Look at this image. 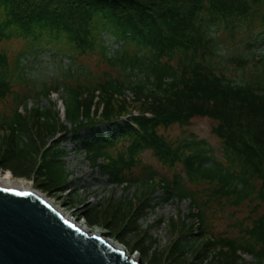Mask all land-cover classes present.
Masks as SVG:
<instances>
[{"label":"trees","instance_id":"obj_1","mask_svg":"<svg viewBox=\"0 0 264 264\" xmlns=\"http://www.w3.org/2000/svg\"><path fill=\"white\" fill-rule=\"evenodd\" d=\"M106 37L119 45L111 55ZM251 40L264 41V0H0V102L8 98L15 102L10 113L0 114V154L4 152L0 166L15 178L34 172L47 191L62 189L68 173L58 145L71 132L85 159L109 183L139 182L145 187L138 209L130 211V201L116 207L111 227L124 223L130 212L129 217H135L117 237L126 231L138 234L136 219L160 189L166 197L188 199L195 210L190 215L199 221L200 237H179L167 256L171 263L210 235L212 241L198 254L200 260L216 249L214 260L219 264H244L243 255L261 264L264 55L256 60L253 53L218 54L220 45L239 41L249 48ZM12 42H20L22 49L10 60L3 45ZM46 50L69 53L73 59L97 56L105 65L96 72L69 69L64 80L36 92L48 99L62 87L69 129L38 108L28 111L27 96L12 90L14 83H31L20 60ZM127 91L138 109L152 118H132L135 126L120 120L129 111ZM23 105L24 114L19 112ZM195 118L212 122L211 134L221 147L219 158L191 135L173 142L160 133L175 125L188 126ZM104 125L109 131L105 137L99 130ZM82 130L90 133L79 139ZM58 133L63 137L37 158L46 139ZM23 134L29 140L20 148L18 138ZM146 151L168 170L181 165L185 178L175 174L171 181L154 182V175L141 166ZM25 162L32 166L30 173ZM137 169L140 176L133 174ZM242 209L247 214L239 218L236 214ZM217 213L226 215L237 237L227 238V232L212 236L211 219ZM91 214L97 216V211Z\"/></svg>","mask_w":264,"mask_h":264},{"label":"rangeland","instance_id":"obj_2","mask_svg":"<svg viewBox=\"0 0 264 264\" xmlns=\"http://www.w3.org/2000/svg\"><path fill=\"white\" fill-rule=\"evenodd\" d=\"M108 44L110 45L108 51L111 55L117 47L115 45L112 46L111 41ZM250 44L249 48H247L245 42L239 41L235 45L228 47L220 45L218 54L234 56L237 54L251 55L253 53L255 54L254 58L258 60L261 55H264V41L253 42L251 40ZM3 48L7 51L11 60L15 54L21 51L22 44L20 42H12L3 45ZM20 61L25 66L24 74L31 83L27 85L24 83H14L12 90L19 95L27 96L24 105H26L28 111L38 108L39 111L46 112L48 115L50 114L54 122L57 121L59 124L67 125L68 129L70 126L64 121L63 112L60 111L63 106L61 100H65L66 97L62 87L58 91H52L48 99H44L43 96H37L36 92L43 86L50 87L56 82L64 80L67 77L69 69L78 71L89 69L96 72L105 68V65L97 56L73 59L69 53L55 54L53 51L48 50L37 55H27ZM233 66H236V64H233ZM126 95L130 97L128 92ZM129 102L131 101L128 98L127 104ZM14 103L11 98L0 102V114L4 116L10 113ZM24 105L19 107V112L22 114L25 112ZM131 107L138 109V105L135 103H131L129 108ZM211 126L212 122L210 120L195 118L188 126L180 127L175 125L167 130L161 129L160 133L173 142L191 135L201 142V147L207 153L214 154L219 158L221 147L218 139L211 134ZM99 130L103 137L108 135L107 126H101ZM89 133L90 130H82L78 138L82 139L88 136ZM0 135H3V131L1 130ZM62 137L63 134L58 133L54 138H47L44 148L39 144L40 147L42 146V149L37 158L40 157L44 149L53 143V140L61 139ZM28 140L26 134L19 136L18 146L24 148ZM58 150L65 153V156L60 161L68 173V184L62 189L45 190L42 188L40 181L35 179L34 172L30 176L14 178L17 181L24 180L25 186H30L33 190L42 194L54 206L60 210H64L76 223L85 225L92 233L103 234L107 240L123 248L128 256H133V259L137 257L141 264H219L214 260L216 249H209L207 258L205 257L200 260L198 255L203 253L207 248L206 242L212 241L210 235L197 240L193 248L185 250L183 256L177 261L171 263L167 259L172 246L179 237L188 236V238L194 239L200 237V234L198 220L196 217H191L190 215V213H195V210L190 205V201L188 199L177 200L166 197L160 189H156L157 191L149 197L151 199L150 205L144 208L143 213L136 219L137 226L139 227L138 234L126 231L125 235L117 237L116 233L125 224L133 221L135 217L130 218V212L124 223L111 227L108 224H110L109 220L114 214L116 207L119 203L130 201L131 206L129 210L133 212L135 209H138L141 206L140 194L145 190V187L142 188L139 182H134L131 185L128 183L122 185L109 183L107 177L103 176L100 172V169L97 166L93 167L91 162L85 159L78 139L71 132L65 139L59 142ZM1 159H4V152L0 154V161ZM141 160L142 169L154 175V182L160 181V179L171 181L175 174H178L182 179L185 178L181 165L168 170L159 164L148 151L143 153ZM24 169L26 173H30L32 170L31 164L25 162ZM1 172L10 171L8 169L3 170L2 166H0ZM140 173L141 169L133 171L135 176H140ZM91 210H96L97 216H93ZM246 214L247 210L242 209L236 215L239 218H243ZM226 218V215L221 217V214L218 215V213L212 217L210 232L212 236L218 237L220 233L227 232V236L225 237H237V232L230 230V222ZM190 227H192V230ZM243 259L244 264H258L248 255H243ZM261 264H264V260Z\"/></svg>","mask_w":264,"mask_h":264},{"label":"water","instance_id":"obj_3","mask_svg":"<svg viewBox=\"0 0 264 264\" xmlns=\"http://www.w3.org/2000/svg\"><path fill=\"white\" fill-rule=\"evenodd\" d=\"M0 264H141L67 220L39 192L0 185Z\"/></svg>","mask_w":264,"mask_h":264},{"label":"bare ground","instance_id":"obj_4","mask_svg":"<svg viewBox=\"0 0 264 264\" xmlns=\"http://www.w3.org/2000/svg\"><path fill=\"white\" fill-rule=\"evenodd\" d=\"M0 185L9 187V188H13V189H19V190H33L30 186H25V181L24 180H20L17 181L10 172H5V173H0ZM42 195V194H41ZM43 196V195H42ZM44 197V196H43ZM47 201H49L46 197H44ZM50 202V201H49ZM51 203V202H50ZM52 204V203H51ZM56 207V206H55ZM54 207V208H55ZM55 209H57L64 217H66L69 221L73 220L71 219L67 213L64 212V210H60L58 207H56ZM72 222V221H71ZM78 224V223H77ZM78 227H80L81 229H83L80 224L77 225ZM134 260L138 261L137 257H134Z\"/></svg>","mask_w":264,"mask_h":264},{"label":"built area","instance_id":"obj_5","mask_svg":"<svg viewBox=\"0 0 264 264\" xmlns=\"http://www.w3.org/2000/svg\"><path fill=\"white\" fill-rule=\"evenodd\" d=\"M117 47V46H116ZM73 221H75V220H73ZM80 225H82V224H80ZM84 228H86V226L85 225H82Z\"/></svg>","mask_w":264,"mask_h":264}]
</instances>
